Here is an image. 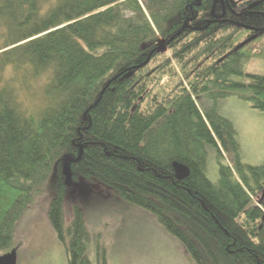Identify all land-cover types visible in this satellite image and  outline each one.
Listing matches in <instances>:
<instances>
[{
  "label": "trees",
  "instance_id": "16d2710c",
  "mask_svg": "<svg viewBox=\"0 0 264 264\" xmlns=\"http://www.w3.org/2000/svg\"><path fill=\"white\" fill-rule=\"evenodd\" d=\"M263 38L264 0H0V255L57 174L69 264H92L83 214L65 224L72 175L151 213L196 264H264V164L220 113L230 97L264 112V74L246 71Z\"/></svg>",
  "mask_w": 264,
  "mask_h": 264
},
{
  "label": "rangeland",
  "instance_id": "374dc122",
  "mask_svg": "<svg viewBox=\"0 0 264 264\" xmlns=\"http://www.w3.org/2000/svg\"><path fill=\"white\" fill-rule=\"evenodd\" d=\"M249 48L253 55L246 63L247 73L264 74V38ZM162 49L171 59L172 51ZM220 107V113L235 125L244 163L264 164V112L236 97L225 99ZM218 169L211 149L208 176L214 182L219 178ZM57 180L55 174L16 225L8 253L17 252V264H69L65 245L50 220L51 204L58 197ZM64 186L65 224L74 219L76 210L83 214L91 236L88 256L92 264L104 260L106 264H196L184 245L151 213L127 204L102 182L72 175Z\"/></svg>",
  "mask_w": 264,
  "mask_h": 264
},
{
  "label": "water",
  "instance_id": "95a60500",
  "mask_svg": "<svg viewBox=\"0 0 264 264\" xmlns=\"http://www.w3.org/2000/svg\"><path fill=\"white\" fill-rule=\"evenodd\" d=\"M175 170L179 178L183 179L189 176V169L182 164H175ZM65 173H68L67 167ZM0 264H17V252L15 250L0 256Z\"/></svg>",
  "mask_w": 264,
  "mask_h": 264
}]
</instances>
